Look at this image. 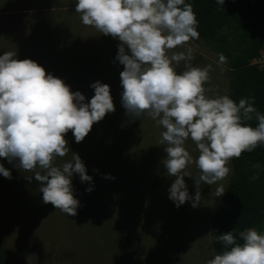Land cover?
Listing matches in <instances>:
<instances>
[{
    "label": "clouds",
    "instance_id": "1",
    "mask_svg": "<svg viewBox=\"0 0 264 264\" xmlns=\"http://www.w3.org/2000/svg\"><path fill=\"white\" fill-rule=\"evenodd\" d=\"M216 3L223 5L224 0ZM73 11L84 26L119 41L115 62L123 66L120 103L130 120L146 116L162 129V164L173 178L168 199L177 208L186 202L196 208L203 185H217L212 194L221 197L224 190L218 182L229 174V162L264 146V114L254 107L253 98L235 102L206 87L211 66H194L190 47L173 51L199 38L192 5L185 0H75ZM225 59L219 56V62ZM181 62L185 70L177 72ZM90 88L94 94L85 102L81 92L70 91L36 62L19 60L17 53H0V159L31 172L25 179L38 182L42 202L68 217L80 206L74 197V174L90 185L86 192L94 189L78 154L56 163L70 152L64 136L71 130L80 143L94 123L115 110L109 85L96 81ZM253 118L255 127L247 123ZM187 141L195 146V158L185 147ZM193 164L198 170L192 179L194 196L183 179ZM0 176L11 179L3 164ZM217 240L223 250L206 264H264V232L246 229L239 233L238 243L228 231Z\"/></svg>",
    "mask_w": 264,
    "mask_h": 264
},
{
    "label": "rangeland",
    "instance_id": "2",
    "mask_svg": "<svg viewBox=\"0 0 264 264\" xmlns=\"http://www.w3.org/2000/svg\"><path fill=\"white\" fill-rule=\"evenodd\" d=\"M10 1L0 0V17L16 14L7 11H21L9 8ZM67 1L56 10L70 11L56 18L57 27L65 33L56 35L49 26L40 23L35 39L52 41L48 48L52 53L42 57L43 60L36 54L32 61L46 74L61 79L70 91L81 92L85 102L94 94L90 84L100 81L109 85L115 110L94 123L80 143L74 141L69 130V143L79 149L76 152L67 142L70 152L56 160L59 164L76 153L87 175L92 177L94 190L86 192L90 185L73 176L74 197L80 202L75 216L68 217L51 204H44L38 182L25 179L32 173L0 159V164L11 172V179L0 176V249L6 264H206L215 254L211 242L213 220L233 175L232 160L227 165L229 174L218 182L224 190L221 197L212 194L217 185H203L196 208L189 202L177 208L168 199L167 189L173 178L166 174L162 164L166 157L160 143L162 129L146 116L130 120L121 106L122 70L116 69L112 61L119 41L84 26L79 14L73 11L75 0ZM37 14L36 11L25 14L24 24L32 25ZM37 47L43 51L41 43ZM187 47L192 49L194 66H211L206 87L229 96L232 72L227 61L219 62L217 54L200 38L173 51H185ZM9 48L10 33L0 29V49ZM76 54L70 61L74 68L69 65L72 69L63 76V59ZM52 60L56 65L50 66ZM254 63L264 70V48ZM183 70L181 62L176 71ZM116 147L129 156L123 169L112 163ZM185 147L194 158L198 155L191 141ZM186 171L189 177L183 179L189 195L194 196L192 179L198 170L193 164ZM104 175L114 179H105Z\"/></svg>",
    "mask_w": 264,
    "mask_h": 264
},
{
    "label": "trees",
    "instance_id": "3",
    "mask_svg": "<svg viewBox=\"0 0 264 264\" xmlns=\"http://www.w3.org/2000/svg\"><path fill=\"white\" fill-rule=\"evenodd\" d=\"M65 1L67 0L7 2L9 8L21 9V11H7L16 14L0 17L3 25L0 29L9 31L11 39V48L0 49V53H17L19 60H32V56L36 54H39L41 59L51 54L48 48L52 41L45 40L46 47L42 39H35V33L40 32V23L42 26H49L56 35L58 33L61 36L60 32L65 33L61 27H57L59 22L56 19L58 14L70 12L56 11ZM185 2L192 5L196 15L199 38L217 54L218 58L220 55L226 58L232 72L229 97L235 102L241 98H253L254 107L264 114V70L253 64L264 48V0H224L223 5L217 4L216 0H185ZM26 11L38 12L33 24L27 25L28 27L24 24V15L27 13L23 12ZM40 43L43 51L37 47ZM116 54L117 50L112 54L113 65L116 69L123 70V66L115 62ZM77 55L63 59V76L64 72L69 73L66 70L74 68L70 65V61ZM49 63L50 66L56 65L55 60ZM69 65L72 68L68 67ZM247 123L255 127L257 121L253 118ZM65 137L69 143V133ZM70 147L76 152L79 149L72 142ZM128 161V154L116 147V156L113 157L112 163L123 169ZM232 163L233 175L213 220L211 242L215 254L223 250L222 244L217 240L220 234L232 231L239 243L241 242L239 233L246 229L252 228L257 232H264V146L258 145L251 152H242L238 159H232ZM0 264H6L1 249Z\"/></svg>",
    "mask_w": 264,
    "mask_h": 264
},
{
    "label": "built area",
    "instance_id": "4",
    "mask_svg": "<svg viewBox=\"0 0 264 264\" xmlns=\"http://www.w3.org/2000/svg\"><path fill=\"white\" fill-rule=\"evenodd\" d=\"M254 64H256V63H254ZM257 65V64H256Z\"/></svg>",
    "mask_w": 264,
    "mask_h": 264
}]
</instances>
